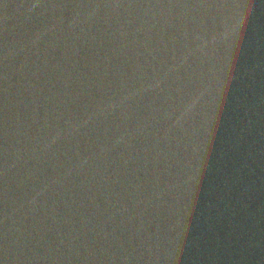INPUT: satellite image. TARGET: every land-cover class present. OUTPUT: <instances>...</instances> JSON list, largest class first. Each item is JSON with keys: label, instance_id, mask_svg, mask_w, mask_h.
<instances>
[{"label": "water", "instance_id": "1", "mask_svg": "<svg viewBox=\"0 0 264 264\" xmlns=\"http://www.w3.org/2000/svg\"><path fill=\"white\" fill-rule=\"evenodd\" d=\"M0 264H264V0H0Z\"/></svg>", "mask_w": 264, "mask_h": 264}]
</instances>
